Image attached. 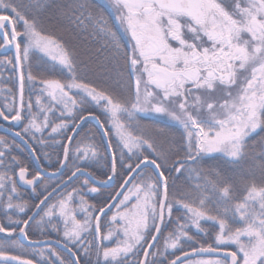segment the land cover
I'll list each match as a JSON object with an SVG mask.
<instances>
[{"label": "snow or ice", "instance_id": "obj_1", "mask_svg": "<svg viewBox=\"0 0 264 264\" xmlns=\"http://www.w3.org/2000/svg\"><path fill=\"white\" fill-rule=\"evenodd\" d=\"M47 5L0 0V52L14 50L0 69L10 66L19 85L0 108L13 137L0 136V264H92V257L95 264H264V164L261 182L252 170L242 196L217 167L204 166L240 163L254 134L264 156V0H69L52 32L28 15ZM75 34L100 44L114 72L108 86L81 75ZM125 66L130 97L122 87ZM142 117L171 122L152 129L162 144ZM90 121L98 134L85 130ZM15 138L56 169L55 184L39 173L27 178L28 167L13 154L22 150ZM57 147L53 164L46 149ZM94 167L106 179L88 171ZM66 174L88 178L51 203L67 186ZM180 176L186 188L177 187ZM90 180L100 187L119 182V191L89 203L85 195L100 192ZM18 185L43 198L30 204ZM202 221L218 226L212 242L203 239L209 232ZM31 225L39 237L55 234L68 258L52 240L33 239Z\"/></svg>", "mask_w": 264, "mask_h": 264}, {"label": "trees", "instance_id": "obj_2", "mask_svg": "<svg viewBox=\"0 0 264 264\" xmlns=\"http://www.w3.org/2000/svg\"><path fill=\"white\" fill-rule=\"evenodd\" d=\"M17 2H20V0H17ZM24 2L26 3L27 0H24ZM68 2L69 0H48V5L43 10H41L38 13L29 12L28 15L30 18L32 15H36L37 18L39 19L40 27L46 32H52L54 29H53V24L51 23V21L54 20L59 15L60 9L63 8V6L67 4ZM63 24L65 28L69 27L66 20L63 21ZM20 27L21 25H17L18 30L20 29ZM55 34L58 36L63 35L66 39L69 38L68 31L58 30L56 31ZM2 42H3V38L2 36H0V43ZM71 42L73 46L76 47L78 61L81 66V75L84 77L85 81L91 82L93 84L101 85V86H108L105 83L108 80V74L112 73L114 75V72L112 70L111 65L105 63L103 59V54L99 53L100 44L97 42H94L91 37L80 36L79 34H75ZM13 52H14L13 50H8L6 53L0 52V59H2L5 55L11 58L13 56ZM121 63L123 64L124 62L121 61ZM25 67H27V65H25ZM132 86H133L132 79L127 75L126 66H125L122 87L125 91V94L129 97L132 95ZM18 87H19L18 73L13 72L10 66L8 68L0 69V108L4 107L9 102L13 95L18 96ZM9 89L11 90V93L9 92ZM27 97H28V89H27V82H26L25 99H27ZM101 119H103V116L101 117ZM0 122L9 124V122H5L3 120H0ZM170 123L171 122H168L164 119H150L147 117L141 118V124L144 126H147L148 128L147 134L154 136L158 144L163 143V138L157 136L156 133L152 131V129L154 127H168ZM88 129H91L93 132H97V125L94 122L90 121L87 124V127L85 130L87 131ZM171 130L175 132V128H172ZM0 136H4L8 140L13 139L11 134L3 132V131H0ZM15 139H16V142L20 144L22 150L18 152H14L13 154L17 155L25 163V165L28 167V170L31 176H33L34 174L38 172L34 159L31 153L26 148V146L23 143H21L17 138ZM259 139H260V136L257 134H254L252 137H249V145H250L249 156L238 164H229L225 160L215 159V160H206L204 163V166L205 167H208V166L217 167L218 170L223 175L227 176L230 179L231 183L235 186L236 195L242 196L245 194L244 193L245 185L251 179L252 170L255 171L256 182L257 183L261 182L260 181V170L258 168V165L264 164V156H261L259 154L260 153V145L258 143ZM46 151L49 153L52 163L55 164L56 157L59 154L60 149L57 147V148L46 149ZM36 155L41 156L39 149H37ZM39 161L44 168L49 169V170H56L54 167H50L48 162L45 161L42 156ZM88 171L95 172L98 179H106V177L103 176L102 172L97 170V168L95 167L88 169ZM17 172H18V169H16V173ZM68 174H70V172ZM68 174H66L63 177V180L68 177ZM87 178L88 177L86 176H79V178H76L73 182L67 185L59 193L53 196L50 199L51 203H56L57 199L60 198L62 192H70L72 191L73 188H81L82 181ZM58 179L59 177H45L43 181L45 184H55ZM89 183L92 184V186L94 187H100V186L95 185L91 180L89 181ZM118 183L119 182H116V184H114L111 187H100L99 193H96V194L88 193L85 195V199L89 203H94V204L99 205L103 203L104 201L108 200L109 196H114L115 193L119 191L118 186H116L118 185ZM176 183H177L178 188H186L189 184V181L184 176H180L179 178H177ZM170 184H171V179H170ZM18 188L21 192L23 199L28 201L30 204H37L39 203V199L43 198V197L37 198L36 194L33 193L31 189L24 188L21 185H18ZM41 190H42V187L38 188L37 192ZM81 190L83 191V189ZM171 191L172 190L170 189V192ZM208 195L211 197L213 194L209 192ZM113 211H115V209H113ZM173 213H174V216L180 214V212H178L177 209L175 208L173 210ZM53 219L55 220L56 218L54 217ZM2 220H3V213L2 211H0V221ZM103 220L104 218L101 217L102 223H103ZM230 223H232L233 226H239L238 221L237 222L230 221ZM201 224L209 232V236L203 239H206L208 242H212V237L218 231V226L210 221H202ZM102 232H103V228H102ZM35 233H36V228L34 225H31V230L29 232V235L33 239H43V238L56 239L55 234H53L51 237H39ZM203 239H202V242H203ZM52 246L56 248V250L60 253L62 257L66 259L68 258V254L64 250L58 248L57 246H54V245ZM230 247L231 249L235 250L234 246H230ZM185 248L187 249L188 246L185 245ZM80 255L83 256L82 253ZM91 259H92V264H95V257H92ZM81 264H84L83 260L81 261Z\"/></svg>", "mask_w": 264, "mask_h": 264}, {"label": "water", "instance_id": "obj_3", "mask_svg": "<svg viewBox=\"0 0 264 264\" xmlns=\"http://www.w3.org/2000/svg\"><path fill=\"white\" fill-rule=\"evenodd\" d=\"M9 50H13V49H9ZM13 51H14V50H13ZM92 122H94V121H92ZM94 123H95V122H94ZM7 126H8V124H5V123L0 122V131H3V132H6V133H9V132L6 131ZM16 130L18 131V129H16ZM9 134H11V133H9ZM11 135H12V134H11ZM17 139H18L21 143H23V141H21L19 138H17ZM23 144H24V143H23ZM24 145H25L26 148L28 149V146H27L26 144H24ZM28 151H29V149H28ZM29 152H30V151H29ZM30 153H31V152H30ZM31 155H32V154H31ZM35 155H36V154H35ZM36 156H37V155H36ZM32 157H33L34 162H35V164H36V166H37V170H38L37 173L40 174V179H41V180H44L45 177H58V176H54V175H52L56 170H49V169L44 168V167L41 165V163H40L39 160L35 159V157H34L33 155H32ZM89 172H90V171H89ZM17 173H18V172H17ZM77 176L79 177L80 175L77 174ZM86 177H87V176H86ZM27 178H28V179H31V178H32V176H30V172H28V176H27ZM75 179H76V177H74L72 180H68V177H67V178L64 179V181H66L67 185H69V184H70L71 182H73ZM92 182H93V181H92ZM93 183H94V182H93ZM94 184L97 185V186H100V185L97 184V183H94ZM21 186H22V185H21ZM22 187H24V188H28V189H31L29 186H22ZM64 188H65L64 184H61L60 188H58L57 191L53 193L52 197L55 196L57 193H59V192H60L62 189H64ZM52 197H50L49 199H51ZM117 199H119V198H117ZM46 203H47V202H46ZM41 207L43 208L44 206L41 205ZM44 239L52 240V241H53V245H55V246H57V247L63 249L62 246H60L57 242H55L56 239H54V238H44ZM231 250H233V249H231Z\"/></svg>", "mask_w": 264, "mask_h": 264}, {"label": "flooded vegetation", "instance_id": "obj_4", "mask_svg": "<svg viewBox=\"0 0 264 264\" xmlns=\"http://www.w3.org/2000/svg\"><path fill=\"white\" fill-rule=\"evenodd\" d=\"M232 2V0H228V3H231ZM55 246V245H54ZM59 248V247H58ZM61 249V248H60ZM63 250V249H62Z\"/></svg>", "mask_w": 264, "mask_h": 264}, {"label": "rangeland", "instance_id": "obj_5", "mask_svg": "<svg viewBox=\"0 0 264 264\" xmlns=\"http://www.w3.org/2000/svg\"><path fill=\"white\" fill-rule=\"evenodd\" d=\"M164 120H166V119H164ZM167 121V120H166ZM168 122H170V121H168Z\"/></svg>", "mask_w": 264, "mask_h": 264}]
</instances>
